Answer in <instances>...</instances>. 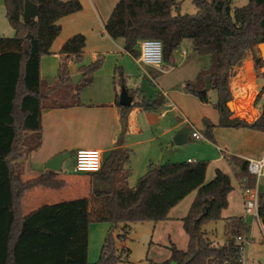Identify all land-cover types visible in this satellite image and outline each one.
Here are the masks:
<instances>
[{
    "label": "trees",
    "instance_id": "16d2710c",
    "mask_svg": "<svg viewBox=\"0 0 264 264\" xmlns=\"http://www.w3.org/2000/svg\"><path fill=\"white\" fill-rule=\"evenodd\" d=\"M25 0H4L5 16L14 36H0V264H113L127 254L122 247L115 253L113 230L124 240L131 222L159 221L167 218L169 209L185 195L195 191L187 213L181 218L187 235L184 250L170 244L167 260L151 264H230L239 263V248L235 236L248 229L242 216L226 218L227 240L218 245L206 236L205 221L218 220L227 207V195L232 191L230 177L220 169L205 181L207 162L195 165L187 162L149 163L146 173L134 186L128 187L129 151L118 143L102 159L101 167L88 173L95 183L88 197L60 200L23 212L25 192L33 188L60 191L65 180L59 173L46 169L42 174L24 178V154L41 144V110L70 104H82L79 92L92 82L93 73L101 67L99 56L90 64L79 65L81 79L72 84L68 63L81 61L85 36L75 33L59 48L58 71L52 86L40 74V59L51 53L50 47L59 35V19L81 9L79 0H30L37 6V16L31 22L22 18ZM195 14L179 11V0H119L112 8L104 30L112 38H122L123 48L138 57L137 43L144 38L162 42V59H168L185 39L191 41L195 53L209 56V67L199 70L184 89L197 99L207 101L204 78L211 77V88L217 93V110L222 127H246L264 131V113L252 122L238 116L231 117L227 103L232 101L229 78L245 53L253 50L256 69H264L257 44L264 42V0H248L235 6L231 0H191ZM30 33L28 37L27 34ZM122 85L121 67L116 66L113 81ZM264 80V71L260 73ZM60 83L74 90L69 103H47L48 89ZM117 84V83H116ZM132 93V92H131ZM264 94V85L255 97ZM118 99V94L116 95ZM116 99V102L118 103ZM161 93L146 102L121 106L127 114L133 106L141 110L163 106ZM206 137L212 139L215 127L203 120ZM239 168L237 177L243 188H253L255 177L247 160L228 156ZM258 220L264 233V190L258 191ZM205 208V211H204ZM111 224L103 240L96 263L87 260L88 229L91 222Z\"/></svg>",
    "mask_w": 264,
    "mask_h": 264
},
{
    "label": "crops",
    "instance_id": "0c3cea01",
    "mask_svg": "<svg viewBox=\"0 0 264 264\" xmlns=\"http://www.w3.org/2000/svg\"><path fill=\"white\" fill-rule=\"evenodd\" d=\"M79 1L80 10L59 19L61 30L50 47L51 53L43 55L40 59L41 78L47 85L52 86L58 71L59 48L75 33H82L85 36V45L81 61L73 60L68 63L71 75L79 72V65L90 64L99 56H102L103 61L101 67L93 73L90 85L79 92V100L82 104L41 110V144L26 153L21 160V172L24 178L42 174L47 169L45 163L60 152L69 153L74 164V154L78 149L97 148L103 159L118 143L130 149L129 162L125 165L129 171L128 187L134 186L137 180L146 173L149 163L161 164L169 161L195 165L200 160H205L207 162L205 181L212 179L215 171L220 169L228 174L233 186L232 191L227 195L228 205L221 212L225 225L226 218L242 216L248 227L244 233L246 236L254 224H257L263 233L260 221L244 212L243 186H241V179L236 175L239 168L228 160V156H236L244 160L264 159V131L217 125L219 115L216 91L211 88L215 92L210 95L211 89L207 90L208 100L202 101L184 89L186 80H192L199 70L209 67V56L195 53L192 44L183 40L179 48L174 50L168 59H162L159 66L140 67L136 64L135 57L123 48V39L112 38L104 30V23L119 0ZM14 34L5 16L4 0H0V36ZM185 41L187 43L184 47ZM253 54V50L247 51L229 78L233 98L231 117L238 116L248 122L260 116L264 104V94H261L259 99L255 98L260 87L264 85V80L260 78L255 67ZM116 66L121 67L122 85L120 87L125 86L131 95V104L146 102L153 99L157 93H161L166 100L163 106L146 111L133 106L124 115L116 98L117 94L119 96V88L113 81ZM260 71L263 72L264 69ZM60 90L63 92L62 103H69L70 94L74 93V90L65 88L60 83L56 88L48 89L46 93L50 95L59 93L61 96ZM204 119L215 125L211 130L212 139L203 133ZM182 129H187V133L182 144L178 145L173 138ZM192 130L200 132L202 137L194 139L190 134ZM65 159L61 162L60 171L57 172L59 178L65 180L64 187L60 189L62 191L69 180L76 182L75 179L84 174L73 172L74 174L71 173L69 177H65L63 173V170L66 172ZM130 180L134 182L133 185L130 184ZM234 185L238 187V190H235ZM89 186L92 189L94 182H89L88 188ZM254 187H257L258 191L264 190V176L258 177ZM49 190L42 187L25 192V195L33 193L29 198L31 199L30 211L43 204L55 203V200L49 196L51 194ZM89 193L88 191L84 196L88 197ZM194 193L195 191H191L172 206L165 220L153 222L154 232L162 231L166 234L170 244L173 243L181 250L187 246V235L183 231L185 236L184 238L182 236L183 240L180 239L179 245L173 237L171 225L174 222L181 223V218L187 213ZM189 194H191L190 200L184 201ZM74 196L71 195V197ZM236 204L239 206H235ZM233 205L239 211L236 214H231L229 211L230 214L224 218L223 211Z\"/></svg>",
    "mask_w": 264,
    "mask_h": 264
},
{
    "label": "rangeland",
    "instance_id": "374dc122",
    "mask_svg": "<svg viewBox=\"0 0 264 264\" xmlns=\"http://www.w3.org/2000/svg\"><path fill=\"white\" fill-rule=\"evenodd\" d=\"M232 4L235 6H242L245 5L248 0H231ZM179 11L182 13L188 14H195L196 8L191 0H179ZM4 36H14V35H4ZM188 43H191L190 40L185 39ZM183 43V46H186L187 42ZM188 47V46H187ZM188 49H190L188 47ZM192 49V48H191ZM258 70V69H257ZM259 76L261 71L258 70ZM261 78V77H260ZM118 75L116 77V83L118 85L120 93L121 87L120 83H118ZM263 80V79H262ZM66 88V87H65ZM215 91L210 90L209 94L212 95ZM133 93V92H132ZM59 93H55L51 95L50 101L47 103H62L63 102V92L60 90L61 96ZM25 156V154H24ZM66 163L64 165V169H66L63 173L65 177H69L70 174H74L72 172L73 168V160L72 158L68 157L65 159ZM67 165V166H66ZM75 179V178H74ZM211 179V178H210ZM209 180V179H208ZM207 180V181H208ZM76 182L69 180L67 182V186L60 191H51L49 196L55 200V202H60V200H68V199H77L78 197H87L84 194L91 191V186L88 188V183L93 182L88 173L81 174L79 178L75 179ZM130 184L133 185V181L130 180ZM77 184V185H76ZM95 184V183H94ZM235 186V185H234ZM235 190H238V187L235 186ZM31 192V191H30ZM72 192V193H71ZM75 195L71 197V195ZM31 193H27L22 201L21 208L23 209L24 214L30 211V201L32 196ZM48 196V197H49ZM65 197V198H62ZM191 198V194H189L184 201H188ZM42 206V205H40ZM38 206V207H40ZM235 206H239L236 204ZM233 205L229 209H225L223 211V217L225 218L228 214H236L237 209H235ZM35 207L34 209L38 208ZM230 211V213H229ZM154 221H136L131 222L130 230L127 233L124 240H119L116 235L121 231L120 227L118 226L113 230V238L115 242V253L118 254L122 247L127 249V254H121V258L115 260L113 264H151L154 262H162L168 259L170 255L169 246L170 242L167 240V236L162 231H155L154 232ZM111 224L104 221H96L91 222L89 224L88 229V251H87V260L89 263H96L98 261L100 250L103 245V240L106 237ZM172 230H173V237L177 240V243L180 245V239L182 236L184 238L185 233L182 230L181 223H172ZM203 230L206 233V236L213 240L215 244H222L226 239V229H225V219L219 218L218 220H208L202 226ZM248 238H251V243L245 247L242 255L244 256V262L246 264H264V235L261 232L260 228L257 224H254L251 228L250 233L247 234ZM183 240V239H182ZM185 247V246H183ZM185 249V248H183Z\"/></svg>",
    "mask_w": 264,
    "mask_h": 264
},
{
    "label": "built area",
    "instance_id": "2783aa9c",
    "mask_svg": "<svg viewBox=\"0 0 264 264\" xmlns=\"http://www.w3.org/2000/svg\"><path fill=\"white\" fill-rule=\"evenodd\" d=\"M139 48V55L135 58V62L140 67L145 65L159 66L162 63V42L155 38H144L137 43ZM194 139H199L202 134L197 130H192L191 133ZM74 164L72 172H83L90 173L95 172L101 167L102 154L99 149H78L74 154ZM249 173L255 177V183L258 177L264 176V159L263 158H253L247 160V166ZM243 207L244 212L247 215L255 217L258 220V190L257 187L253 188H243ZM236 243H238L239 248V263L245 264L244 256L242 252L245 247L251 243V238H248L244 233L237 234L235 236ZM223 264H230L228 261L223 262Z\"/></svg>",
    "mask_w": 264,
    "mask_h": 264
},
{
    "label": "water",
    "instance_id": "95a60500",
    "mask_svg": "<svg viewBox=\"0 0 264 264\" xmlns=\"http://www.w3.org/2000/svg\"><path fill=\"white\" fill-rule=\"evenodd\" d=\"M36 14H37V6L33 2H31L30 0H25L24 4H23L22 14H21L23 21L24 22L33 21L37 16ZM27 36L29 37L30 33H28ZM257 48L259 50L261 61L264 63V42L258 43ZM82 76H83V73H81V72L72 74L70 76V80H71L72 84L75 85V83H77L81 79ZM204 81H205V86H204L203 90L207 91V90L211 89V77H210V75H206L204 78ZM263 97H264V95H263ZM118 101H119V104L121 106H128L132 103L131 95H129L125 86L121 87V90H120V93L118 96ZM231 102L232 101H229L227 103L230 110H232ZM263 113H264V104H263ZM186 133H187V129H182L181 131L177 132L175 134L176 136L173 138L174 142L178 145L182 144V142L185 139ZM69 156H70V154L67 152H60L56 156L49 159L45 163V167L49 170L54 171V172H59L60 167H61V162L66 157H69ZM204 211H205V208H204Z\"/></svg>",
    "mask_w": 264,
    "mask_h": 264
},
{
    "label": "bare ground",
    "instance_id": "6f19581e",
    "mask_svg": "<svg viewBox=\"0 0 264 264\" xmlns=\"http://www.w3.org/2000/svg\"><path fill=\"white\" fill-rule=\"evenodd\" d=\"M231 107H232V102H231Z\"/></svg>",
    "mask_w": 264,
    "mask_h": 264
}]
</instances>
